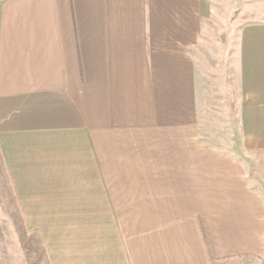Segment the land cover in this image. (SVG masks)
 Masks as SVG:
<instances>
[{"label":"crops","instance_id":"crops-1","mask_svg":"<svg viewBox=\"0 0 264 264\" xmlns=\"http://www.w3.org/2000/svg\"><path fill=\"white\" fill-rule=\"evenodd\" d=\"M225 1L0 0V153L50 264H264V0L233 22L235 142L201 107Z\"/></svg>","mask_w":264,"mask_h":264},{"label":"rangeland","instance_id":"rangeland-1","mask_svg":"<svg viewBox=\"0 0 264 264\" xmlns=\"http://www.w3.org/2000/svg\"><path fill=\"white\" fill-rule=\"evenodd\" d=\"M240 2L241 0H234L232 3L225 1L223 7L226 16L221 19L216 17L212 22L209 34L211 37L207 47L216 60L219 59L221 52L220 59L223 60L224 66L220 72H210L213 76L203 83L200 90L201 107L205 111L204 115L207 114L211 128L224 135L229 143L230 140L235 142L231 130L236 127L237 97L233 82L231 83L227 76L225 64L236 46L239 26L234 24L236 22L234 18L240 13V9L245 7V3L240 5ZM214 59L210 58L211 63H214ZM7 196L0 165V264H34L33 260L37 256L32 245H26L24 236L17 233L15 222H12L9 214ZM232 264H250V261L240 260Z\"/></svg>","mask_w":264,"mask_h":264},{"label":"trees","instance_id":"trees-1","mask_svg":"<svg viewBox=\"0 0 264 264\" xmlns=\"http://www.w3.org/2000/svg\"><path fill=\"white\" fill-rule=\"evenodd\" d=\"M0 165H1L2 172H3V176H4L5 190L8 195L7 197H8L9 214H10V217H12L11 218L12 222L13 223L15 222L14 227L16 228L17 233L24 236L26 245H32V249H34L35 254L37 256L36 259L33 260L34 264L36 262H38L39 264H50L47 258L45 249L42 245L39 234L34 231H28L25 227L24 220L20 214L15 196L13 194V191H12V188L9 182V178L5 170V166H4L2 157H1V153H0Z\"/></svg>","mask_w":264,"mask_h":264}]
</instances>
